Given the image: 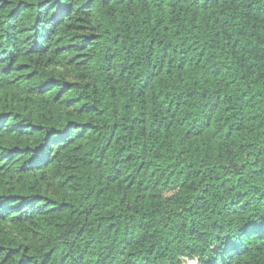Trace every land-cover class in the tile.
<instances>
[{
    "label": "trees",
    "instance_id": "obj_1",
    "mask_svg": "<svg viewBox=\"0 0 264 264\" xmlns=\"http://www.w3.org/2000/svg\"><path fill=\"white\" fill-rule=\"evenodd\" d=\"M0 264H264V0H0Z\"/></svg>",
    "mask_w": 264,
    "mask_h": 264
}]
</instances>
